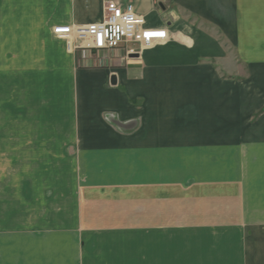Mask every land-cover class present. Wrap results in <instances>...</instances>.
I'll use <instances>...</instances> for the list:
<instances>
[{"label":"crops","instance_id":"0c3cea01","mask_svg":"<svg viewBox=\"0 0 264 264\" xmlns=\"http://www.w3.org/2000/svg\"><path fill=\"white\" fill-rule=\"evenodd\" d=\"M106 1L0 0V68L52 107L0 140L36 172L0 212V264H264V123L242 120L251 79L218 69L247 51L199 0H114L167 39L68 51L52 29Z\"/></svg>","mask_w":264,"mask_h":264},{"label":"rangeland","instance_id":"374dc122","mask_svg":"<svg viewBox=\"0 0 264 264\" xmlns=\"http://www.w3.org/2000/svg\"><path fill=\"white\" fill-rule=\"evenodd\" d=\"M162 1L167 5L170 4L169 0ZM201 1L202 3L199 0V6H203L206 16L208 14L211 18L219 19L223 29H232L231 32L235 36L233 40H236L235 42L238 45L240 44L243 51H247V56L251 59L248 64L239 61L238 66H233V63L226 58V61H223L218 68L221 71L220 73H222L221 76L232 77L238 81V84L245 78L251 79V83L250 85L247 84V87L252 89L250 97L253 109L252 115H247L242 120L251 124L261 123L260 121L264 123V0ZM165 3H162V5ZM155 5L158 8V5ZM199 19L201 18L199 17ZM203 27L211 32L210 29H213L212 22L205 20ZM214 29H218L217 31L220 32L221 44L226 48V53L229 55L230 51L235 52L236 45L234 50V44L230 41L232 38L228 37L229 35L219 27L215 26ZM231 32H228L230 36H232ZM214 65L218 67V63ZM20 77V70L0 68V140L2 141L7 137L19 140V137L23 136L19 130H21L22 124H25L26 116L31 110L52 109L48 105L50 102L31 100L35 95H26L24 91L26 86L22 88V77ZM248 99L246 100L247 102H249ZM242 111L244 112V110ZM36 114L37 112L34 111L32 116ZM239 119L238 111V123L240 122ZM22 152L23 150L15 146L13 150L0 146V212H4L6 208L7 211L20 212L22 202L18 194L20 195L21 177L26 176L30 180L35 179V165L24 164L21 156ZM10 181L13 186H5ZM7 190H12L13 198L10 195H5Z\"/></svg>","mask_w":264,"mask_h":264},{"label":"built area","instance_id":"2783aa9c","mask_svg":"<svg viewBox=\"0 0 264 264\" xmlns=\"http://www.w3.org/2000/svg\"><path fill=\"white\" fill-rule=\"evenodd\" d=\"M52 32L57 38L65 40L68 51L107 50L121 43L137 44L142 48L167 39L164 28L146 26L141 15L123 8L114 0L104 3L99 21L84 25H57Z\"/></svg>","mask_w":264,"mask_h":264},{"label":"water","instance_id":"95a60500","mask_svg":"<svg viewBox=\"0 0 264 264\" xmlns=\"http://www.w3.org/2000/svg\"><path fill=\"white\" fill-rule=\"evenodd\" d=\"M110 81H111V84H115V76H112Z\"/></svg>","mask_w":264,"mask_h":264}]
</instances>
